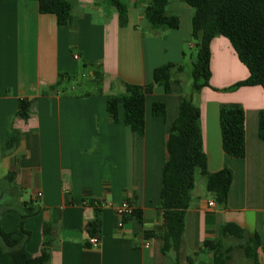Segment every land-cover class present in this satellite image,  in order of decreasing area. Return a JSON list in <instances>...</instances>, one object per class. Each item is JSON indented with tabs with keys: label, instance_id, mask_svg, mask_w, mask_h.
<instances>
[{
	"label": "crops",
	"instance_id": "1",
	"mask_svg": "<svg viewBox=\"0 0 264 264\" xmlns=\"http://www.w3.org/2000/svg\"><path fill=\"white\" fill-rule=\"evenodd\" d=\"M123 1L129 7L125 26L114 8L98 0H71L69 23L59 26L55 15L40 12L38 0H0V226L14 230L23 220L24 204L37 206L38 212L26 220L32 236L25 247L38 254L47 225L51 264H177L174 253L162 252L165 219L158 205L166 141L179 114L181 87L174 82L168 94L156 86L146 97L144 136L124 124L122 106L121 120L112 122L107 97H122L126 84L152 83L154 69L162 64L180 63L185 44L193 47L189 41L193 11L184 0H170L167 13L178 15L181 26L163 35L152 32L146 22L147 0ZM146 29L151 32L144 33ZM211 52V87L203 88L196 104L201 110L204 150L209 171L228 166L234 180L227 207L212 208L213 197L196 171L179 260L214 264L205 241L217 239L224 224L235 223L259 234L264 264V137L259 133L264 89L214 90L247 79L249 70L226 37L214 38ZM81 61L93 66V80L95 71L104 77L103 82H95L100 84L97 92L74 93L66 88L71 80L65 78L58 93L43 94L57 84L60 74L77 75ZM23 99L32 101L25 117L18 115ZM154 102L166 104L165 118L153 114ZM222 105L245 110L244 158L231 157L222 147ZM10 133L18 136L19 143L5 149ZM92 200L98 206L90 204ZM126 200L141 218L129 217L119 228V219L107 204ZM97 216L100 244L88 247L87 226ZM146 232L156 235L148 238ZM225 242L241 244L233 238ZM233 257L234 253L226 264ZM242 258L243 264H251Z\"/></svg>",
	"mask_w": 264,
	"mask_h": 264
},
{
	"label": "trees",
	"instance_id": "2",
	"mask_svg": "<svg viewBox=\"0 0 264 264\" xmlns=\"http://www.w3.org/2000/svg\"><path fill=\"white\" fill-rule=\"evenodd\" d=\"M42 14L56 16L59 26L69 23L72 14L71 0H38ZM114 8L119 14L120 25L128 23L129 7L123 0H98ZM145 19L150 30L161 33L179 29L180 17L168 14L170 0H147ZM192 8L193 47L197 51V61L192 67V94H199L203 88L210 86L211 43L218 36L226 37L236 51L239 60L248 68L247 79L230 86L237 90L244 86H260L264 89V0H184ZM86 65V64H85ZM183 65L175 62L162 64L154 69L153 82L144 85L126 84L124 95L110 94L107 97V111L113 123H118L120 107H123V122L138 136H144L146 130V97L153 93L156 86H162L166 93L172 92V84L181 83ZM57 84L44 90L46 93H58L62 81L68 74H60ZM103 82L104 77L95 71L94 82ZM98 84V83H97ZM32 101L23 99L20 102L18 115L27 116ZM152 112L155 116L165 118L167 106L164 102H154ZM220 130L222 147L226 154L234 158L246 155V113L240 106L222 105L220 108ZM259 133L264 137V114L261 113ZM19 143L17 135L8 136L5 149L15 147ZM167 159L163 168V181L160 194L159 209L164 213V231L161 236L164 243V254L174 253L177 264L184 243L186 215L191 203V193L195 186V174L198 170L206 183L207 192L217 204L226 208L228 195L234 180V172L228 166L211 173L208 169V157L204 150L201 127V110L193 102L192 96L180 98L179 114L173 121L166 141ZM7 177H10L8 175ZM6 177V178H7ZM94 205V201H90ZM97 213L99 208H97ZM38 212L37 206L24 204L22 221L14 230L7 232L0 226V264H51L50 229L44 228L45 240L38 254L26 250V243L32 232L25 227L27 218ZM141 218L140 211L135 215ZM1 218V215H0ZM100 220L87 226L90 235H97ZM155 232H146L145 236H155ZM233 238L241 242L238 246L226 245V239ZM87 246H91L87 242ZM262 239L257 232H249L235 223L224 224L219 237L205 241V247L213 253L214 264H226L238 248L251 264H261L259 249ZM191 261V258H188Z\"/></svg>",
	"mask_w": 264,
	"mask_h": 264
},
{
	"label": "rangeland",
	"instance_id": "3",
	"mask_svg": "<svg viewBox=\"0 0 264 264\" xmlns=\"http://www.w3.org/2000/svg\"><path fill=\"white\" fill-rule=\"evenodd\" d=\"M186 7H189L187 4H185ZM192 9V8H190ZM193 11V10H192ZM180 14H184L183 11L180 9ZM139 27V26H138ZM151 32V31H149ZM146 29V31L144 33H149ZM167 31H165L163 33V35H165ZM163 35L160 36L157 34L158 37L163 39ZM190 42L193 43L192 39L190 38L189 40ZM185 50H184V55L181 59L180 64L183 65V72L180 76L181 78V83H177L180 85L181 87V92L180 94V98L182 95L189 97L192 96L193 98V102L195 104H199V95L200 94H192V86H193V78H192V67H193V63L197 61V51L194 47H191V45L189 44V42H187L185 44ZM92 69L93 66L90 64H84L83 61H81L80 63V71L78 72L77 75H75L72 79H71V84L68 85L66 88L69 89L70 91L77 93V94H83L85 92H97L100 88V84H97L94 82V80L92 79ZM211 87V82H210V86ZM230 87H226V88H214V90L219 91L221 93H230V92H234L235 90H230ZM203 90V89H202ZM31 191H29L30 193ZM238 244V242L236 243V245ZM234 257H233V261H231L230 264H243L241 259H243V252L241 249H236L234 252ZM206 259V258H205ZM206 262L208 261V259L205 260ZM208 263V262H207Z\"/></svg>",
	"mask_w": 264,
	"mask_h": 264
},
{
	"label": "built area",
	"instance_id": "4",
	"mask_svg": "<svg viewBox=\"0 0 264 264\" xmlns=\"http://www.w3.org/2000/svg\"><path fill=\"white\" fill-rule=\"evenodd\" d=\"M75 58L77 59L78 56H75ZM94 205L98 206V202H94ZM108 207L112 208L114 210V212L116 213L117 217H118V227L122 228L124 225V222L127 218L129 217H133L135 215L136 212V208L134 207V205H132L129 201H123L122 203H113V202H109L107 204ZM217 206V202L213 199L211 201H209V207H216ZM88 243L93 246L96 247L100 244V238L98 235H91L89 236L88 239ZM149 242H147L148 244Z\"/></svg>",
	"mask_w": 264,
	"mask_h": 264
}]
</instances>
